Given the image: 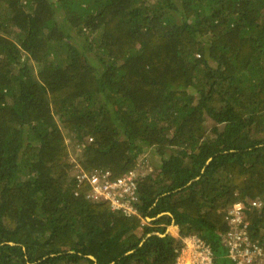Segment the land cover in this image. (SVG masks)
<instances>
[{"label":"trees","instance_id":"trees-1","mask_svg":"<svg viewBox=\"0 0 264 264\" xmlns=\"http://www.w3.org/2000/svg\"><path fill=\"white\" fill-rule=\"evenodd\" d=\"M147 147L137 215L75 194ZM237 201L264 250V0H0V264H173Z\"/></svg>","mask_w":264,"mask_h":264},{"label":"built area","instance_id":"built-area-1","mask_svg":"<svg viewBox=\"0 0 264 264\" xmlns=\"http://www.w3.org/2000/svg\"><path fill=\"white\" fill-rule=\"evenodd\" d=\"M140 165L139 163L137 167L112 177L109 169L95 168L87 172L75 163L71 173L75 180V194L86 186L84 195L87 200H104L114 211H120L125 216L137 215L134 205L137 201V181L146 173ZM250 205L258 207L260 203L252 200ZM225 218L229 229L220 234L225 250L224 258L230 264H261L264 261V250L248 230V222L243 218V203H233L226 210ZM142 224H145L144 220ZM175 254L173 264H215L218 259L211 244L197 234L184 236Z\"/></svg>","mask_w":264,"mask_h":264},{"label":"rangeland","instance_id":"rangeland-1","mask_svg":"<svg viewBox=\"0 0 264 264\" xmlns=\"http://www.w3.org/2000/svg\"><path fill=\"white\" fill-rule=\"evenodd\" d=\"M65 139H66V142L69 146V154H70L71 162H74V160L76 158V153L78 151V146H76V144L72 143L69 136H67V137L65 136ZM138 159H139V163L141 164L140 165L141 169L145 172L149 171V169L152 168V166L156 163L154 156L151 154V149L149 147H147L143 150V152L138 156ZM74 168L75 167L72 168V171L70 173H72L74 171ZM169 227H172V226L168 225V227L166 229H169ZM214 253L220 257L225 256V250L223 248L222 242H221V245L219 244V246L216 248V250H214Z\"/></svg>","mask_w":264,"mask_h":264},{"label":"water","instance_id":"water-1","mask_svg":"<svg viewBox=\"0 0 264 264\" xmlns=\"http://www.w3.org/2000/svg\"><path fill=\"white\" fill-rule=\"evenodd\" d=\"M168 231H169V229H166V231H165V233H164V234L168 233ZM164 234H161V235L163 236ZM148 235H149V234H148ZM10 244H11V243H10ZM90 258H92V259H93V257H92V256H90ZM109 264H112V262H111V263H109Z\"/></svg>","mask_w":264,"mask_h":264},{"label":"clouds","instance_id":"clouds-1","mask_svg":"<svg viewBox=\"0 0 264 264\" xmlns=\"http://www.w3.org/2000/svg\"><path fill=\"white\" fill-rule=\"evenodd\" d=\"M145 222V221H144ZM170 226V225H169ZM171 226L173 227V224H171ZM168 227V226H167ZM168 232H170V230L168 231Z\"/></svg>","mask_w":264,"mask_h":264},{"label":"crops","instance_id":"crops-1","mask_svg":"<svg viewBox=\"0 0 264 264\" xmlns=\"http://www.w3.org/2000/svg\"><path fill=\"white\" fill-rule=\"evenodd\" d=\"M222 258H224V257H222Z\"/></svg>","mask_w":264,"mask_h":264}]
</instances>
